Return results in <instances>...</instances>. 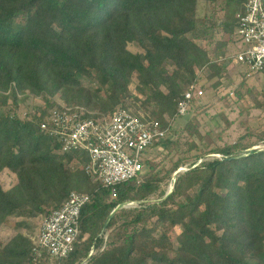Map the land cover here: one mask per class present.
I'll list each match as a JSON object with an SVG mask.
<instances>
[{
    "label": "trees",
    "instance_id": "trees-1",
    "mask_svg": "<svg viewBox=\"0 0 264 264\" xmlns=\"http://www.w3.org/2000/svg\"><path fill=\"white\" fill-rule=\"evenodd\" d=\"M245 2L0 0V175L16 176L9 188L0 181V230L10 232L0 239V264H47L34 259L39 232L32 237L28 221L60 208L72 191L90 201L61 264H81L92 249L84 264H264V132L254 142L211 145L197 113L169 138L189 86L205 70L220 77L231 61ZM258 94L253 107L264 110ZM30 96L44 105L27 110ZM57 96L85 117L123 107L158 121L165 137L143 155L136 177L103 186L85 170L87 151L60 153L42 129ZM196 101L190 110L202 111ZM187 162L173 191L150 201ZM127 202L139 205L118 209L104 230Z\"/></svg>",
    "mask_w": 264,
    "mask_h": 264
},
{
    "label": "built area",
    "instance_id": "built-area-1",
    "mask_svg": "<svg viewBox=\"0 0 264 264\" xmlns=\"http://www.w3.org/2000/svg\"><path fill=\"white\" fill-rule=\"evenodd\" d=\"M237 36L239 51L233 58L248 74L262 71L264 0H246ZM203 94L197 84H191L178 103L177 115L188 114L192 100ZM56 102L41 123L42 129L60 141V153L87 151L90 160L84 166L86 172L106 187L136 177L142 170L143 155L166 134L158 121L145 122L123 107L110 114L85 117L87 110L68 107L62 100ZM89 201V194L72 191L60 208L43 218L33 248L35 260L45 258L47 264H61L67 258L79 235L82 208Z\"/></svg>",
    "mask_w": 264,
    "mask_h": 264
},
{
    "label": "rangeland",
    "instance_id": "rangeland-1",
    "mask_svg": "<svg viewBox=\"0 0 264 264\" xmlns=\"http://www.w3.org/2000/svg\"><path fill=\"white\" fill-rule=\"evenodd\" d=\"M206 9L207 5L201 4L199 13L203 14ZM224 38L227 39L229 36L225 35ZM129 48L132 51L138 50L133 44ZM237 51H239V41L230 48L229 56L231 61L222 67L221 75L218 77L220 79L219 85L216 88L211 87V84L218 80L217 76L208 70L202 72L198 86L203 90L204 94L196 102L203 107V110L198 112L193 108L185 116L178 117L172 133L169 134V138L174 139L175 132L179 131L189 118H192L197 113L201 136L203 141L208 144H232L240 138H244V142H254L261 136L264 132V110L253 106L256 98H263L258 93L264 92V71L246 73L243 67L233 58L234 53ZM131 87L133 88L134 84ZM55 98L61 100L59 96ZM38 105H44L43 100L33 96H30L24 104L27 110H31ZM259 145L264 146V141L260 142ZM159 149L152 150V155H158L156 159L158 163L163 158V155H159V152H164L162 148ZM212 157H214L213 154L205 159L209 160ZM191 161L193 162V160ZM192 162H187V165ZM73 166H75V163ZM167 166H170V163H167ZM173 175L162 183V192L152 196L150 201H159L166 192L171 190L174 183ZM15 180L16 176L13 173L5 171L0 175V181L7 188L12 186ZM137 205L139 204L129 203L126 208L136 207ZM42 220L43 218L37 217L28 221L32 226V237L38 234ZM9 234L8 230H0V239L5 238Z\"/></svg>",
    "mask_w": 264,
    "mask_h": 264
},
{
    "label": "water",
    "instance_id": "water-1",
    "mask_svg": "<svg viewBox=\"0 0 264 264\" xmlns=\"http://www.w3.org/2000/svg\"><path fill=\"white\" fill-rule=\"evenodd\" d=\"M188 168H189V165H187V164H186V165H181V166H179V167L176 169V171L174 172V175H173V177H174V182L176 181V178H177L178 174H180L181 172H185V171H187ZM173 187H174V183H173V186H172L171 190H169L168 192H166L165 195L163 196V198L167 197V196L173 191ZM161 199H162V198H161ZM127 204H129V202H127V203H125V204H123V205L117 206L115 209L112 210V212L110 213L108 219L106 220V222H105V224H104V230L106 229V227H107V225H108V222H109V220L112 218V216L114 215V213H115L118 209H120V208H122V207H127ZM94 252H95L94 249H92V250L90 251L88 257L86 258L85 262H82L81 264L86 263V262L89 260V258L94 254Z\"/></svg>",
    "mask_w": 264,
    "mask_h": 264
}]
</instances>
